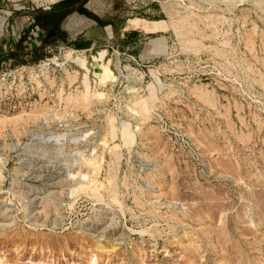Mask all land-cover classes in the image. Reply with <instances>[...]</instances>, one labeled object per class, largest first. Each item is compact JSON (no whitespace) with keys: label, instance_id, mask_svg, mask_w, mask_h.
Returning a JSON list of instances; mask_svg holds the SVG:
<instances>
[{"label":"rangeland","instance_id":"rangeland-1","mask_svg":"<svg viewBox=\"0 0 264 264\" xmlns=\"http://www.w3.org/2000/svg\"><path fill=\"white\" fill-rule=\"evenodd\" d=\"M65 1H0V264H264V0Z\"/></svg>","mask_w":264,"mask_h":264},{"label":"trees","instance_id":"trees-1","mask_svg":"<svg viewBox=\"0 0 264 264\" xmlns=\"http://www.w3.org/2000/svg\"><path fill=\"white\" fill-rule=\"evenodd\" d=\"M88 2V0H67V1H65V2H63L62 4H57L56 6H55V10L56 9H59V8H61L62 6H64V5H70V6H72L67 12H66V17L67 16H70V15H72V13H74L75 11H81V9L84 7V5L86 4ZM58 12V11H57ZM58 32L63 36V38L65 37L66 39L65 40H67L68 41V39H67V35H66V33H65V31H63L62 29H61V25L58 27ZM76 41H80V38L79 39H77ZM76 46V45H75ZM39 50V49H38ZM40 51V50H39ZM37 50H36V52H35V57H36V59H37V57H38V54H37ZM9 56H7V57H16V55H12V53H9L8 54ZM1 63H2V59L0 58V65H1Z\"/></svg>","mask_w":264,"mask_h":264},{"label":"crops","instance_id":"crops-1","mask_svg":"<svg viewBox=\"0 0 264 264\" xmlns=\"http://www.w3.org/2000/svg\"><path fill=\"white\" fill-rule=\"evenodd\" d=\"M1 1V0H0ZM55 6L56 5H54V7L53 8H55ZM73 16V14L72 15H70L68 18H67V21L65 22V24H63V25H61V28H62V30L63 31H65V32H67L68 30H67V28H66V24H67V22L68 21H70L71 20V17ZM71 39H74V38H71ZM70 38L68 39V41H72ZM77 40V39H76Z\"/></svg>","mask_w":264,"mask_h":264},{"label":"built area","instance_id":"built-area-1","mask_svg":"<svg viewBox=\"0 0 264 264\" xmlns=\"http://www.w3.org/2000/svg\"><path fill=\"white\" fill-rule=\"evenodd\" d=\"M50 9V7H48Z\"/></svg>","mask_w":264,"mask_h":264}]
</instances>
